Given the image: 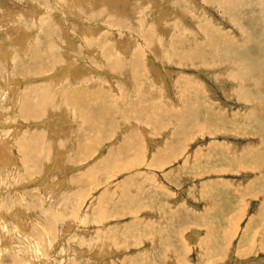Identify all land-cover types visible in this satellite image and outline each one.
Returning <instances> with one entry per match:
<instances>
[{"label": "rangeland", "instance_id": "rangeland-1", "mask_svg": "<svg viewBox=\"0 0 264 264\" xmlns=\"http://www.w3.org/2000/svg\"><path fill=\"white\" fill-rule=\"evenodd\" d=\"M0 264H264V0H0Z\"/></svg>", "mask_w": 264, "mask_h": 264}, {"label": "crops", "instance_id": "crops-1", "mask_svg": "<svg viewBox=\"0 0 264 264\" xmlns=\"http://www.w3.org/2000/svg\"><path fill=\"white\" fill-rule=\"evenodd\" d=\"M134 178H135V177H134ZM130 192H131V193H130V197H132V191L130 190ZM134 196H135V195H134Z\"/></svg>", "mask_w": 264, "mask_h": 264}, {"label": "bare ground", "instance_id": "bare-ground-1", "mask_svg": "<svg viewBox=\"0 0 264 264\" xmlns=\"http://www.w3.org/2000/svg\"><path fill=\"white\" fill-rule=\"evenodd\" d=\"M77 101V100H76Z\"/></svg>", "mask_w": 264, "mask_h": 264}]
</instances>
